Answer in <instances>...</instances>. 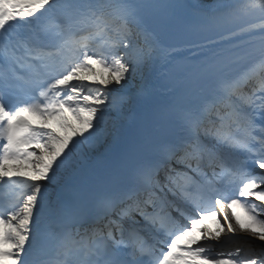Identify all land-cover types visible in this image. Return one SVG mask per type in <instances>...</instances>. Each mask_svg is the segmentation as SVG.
<instances>
[{"label": "snow or ice", "instance_id": "1", "mask_svg": "<svg viewBox=\"0 0 264 264\" xmlns=\"http://www.w3.org/2000/svg\"><path fill=\"white\" fill-rule=\"evenodd\" d=\"M0 264H264V0H0Z\"/></svg>", "mask_w": 264, "mask_h": 264}]
</instances>
